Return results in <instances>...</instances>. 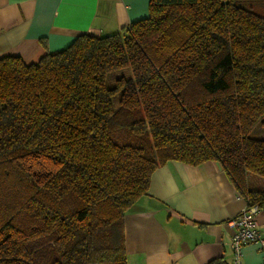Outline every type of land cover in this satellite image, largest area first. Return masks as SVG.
Masks as SVG:
<instances>
[{
	"label": "trees",
	"instance_id": "trees-1",
	"mask_svg": "<svg viewBox=\"0 0 264 264\" xmlns=\"http://www.w3.org/2000/svg\"><path fill=\"white\" fill-rule=\"evenodd\" d=\"M147 11L35 63L0 57V264H127L124 215L172 161L218 162L264 209L247 182L264 179V140L250 137L264 125V0Z\"/></svg>",
	"mask_w": 264,
	"mask_h": 264
},
{
	"label": "crops",
	"instance_id": "crops-1",
	"mask_svg": "<svg viewBox=\"0 0 264 264\" xmlns=\"http://www.w3.org/2000/svg\"><path fill=\"white\" fill-rule=\"evenodd\" d=\"M148 0H0V57L35 63L70 45L90 26L103 34L147 16ZM261 181V180H259ZM247 182H250L247 177ZM255 185L264 189V182ZM261 185V186H260ZM246 206L218 162H169L151 176L145 196L124 215L127 264H231L229 222ZM264 239V209L256 216ZM255 244L243 264H263Z\"/></svg>",
	"mask_w": 264,
	"mask_h": 264
},
{
	"label": "built area",
	"instance_id": "built-area-1",
	"mask_svg": "<svg viewBox=\"0 0 264 264\" xmlns=\"http://www.w3.org/2000/svg\"><path fill=\"white\" fill-rule=\"evenodd\" d=\"M260 210L261 208L257 205L248 206L246 202V206L229 222L230 227L234 229L230 243L231 264H243L242 250L249 244L257 245L264 256V239L261 238L257 230L256 221V216Z\"/></svg>",
	"mask_w": 264,
	"mask_h": 264
},
{
	"label": "rangeland",
	"instance_id": "rangeland-1",
	"mask_svg": "<svg viewBox=\"0 0 264 264\" xmlns=\"http://www.w3.org/2000/svg\"><path fill=\"white\" fill-rule=\"evenodd\" d=\"M237 1L240 2L244 0H237ZM129 74L130 73L127 70L111 72L106 76L105 85L107 86V88L111 89L112 87H114V82L116 79L120 77L127 78ZM117 101H118V96L116 95L112 98L113 107H117ZM250 137L253 139L264 140V125L255 126L251 131ZM248 177L253 185H257V184L259 185L261 184L259 183L261 182L259 180H264L252 174H249Z\"/></svg>",
	"mask_w": 264,
	"mask_h": 264
}]
</instances>
